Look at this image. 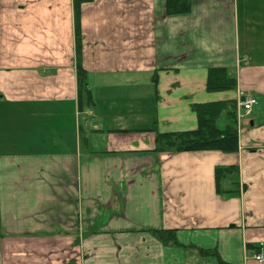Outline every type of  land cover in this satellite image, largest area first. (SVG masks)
Listing matches in <instances>:
<instances>
[{
	"label": "crops",
	"instance_id": "crops-1",
	"mask_svg": "<svg viewBox=\"0 0 264 264\" xmlns=\"http://www.w3.org/2000/svg\"><path fill=\"white\" fill-rule=\"evenodd\" d=\"M247 8L81 4L82 106L75 0H0V264H261L264 57L243 45ZM212 68L236 88L209 92ZM246 97L258 104L239 120ZM223 101L237 153L155 151L157 135L197 129L194 105Z\"/></svg>",
	"mask_w": 264,
	"mask_h": 264
},
{
	"label": "trees",
	"instance_id": "trees-1",
	"mask_svg": "<svg viewBox=\"0 0 264 264\" xmlns=\"http://www.w3.org/2000/svg\"><path fill=\"white\" fill-rule=\"evenodd\" d=\"M93 0H75L76 7V52H77V83L79 100L83 106L93 103L88 82V73L82 64L83 38L79 24V9L81 4ZM169 15L188 14L191 11L192 0H166ZM236 78L230 76L225 68H212L209 70L207 90L209 92H222L235 89ZM197 115L198 127L192 131L159 134L156 137V152L182 153V152H209L218 151L225 154H235L239 151V135L236 120V104L229 102H215L197 104L193 107ZM227 117L225 128L218 126V121L224 112ZM236 166L218 167L215 170L217 190L220 191L224 177L234 174ZM167 232H157L163 238ZM171 233V231H169ZM173 237V236H172ZM220 264H224L220 262Z\"/></svg>",
	"mask_w": 264,
	"mask_h": 264
},
{
	"label": "rangeland",
	"instance_id": "rangeland-1",
	"mask_svg": "<svg viewBox=\"0 0 264 264\" xmlns=\"http://www.w3.org/2000/svg\"><path fill=\"white\" fill-rule=\"evenodd\" d=\"M247 5L246 16L249 18L250 27L244 28L242 32L243 45H248V51L251 57L258 60L262 59L264 55L260 54L264 49V0H241ZM247 30V32H246ZM245 48V47H244ZM223 119H220L222 121ZM219 125V123H218ZM220 127H222L220 125Z\"/></svg>",
	"mask_w": 264,
	"mask_h": 264
},
{
	"label": "built area",
	"instance_id": "built-area-1",
	"mask_svg": "<svg viewBox=\"0 0 264 264\" xmlns=\"http://www.w3.org/2000/svg\"><path fill=\"white\" fill-rule=\"evenodd\" d=\"M258 104V101L253 98V97H246L245 99H243L240 102V115H239V120L242 119L243 117H245L246 115H248L254 108V106H256ZM256 259L257 262L259 263H264V247L261 246V251L260 253H257L254 257Z\"/></svg>",
	"mask_w": 264,
	"mask_h": 264
}]
</instances>
